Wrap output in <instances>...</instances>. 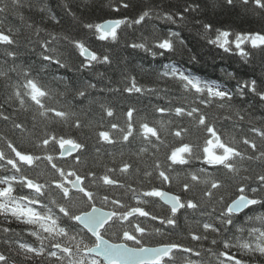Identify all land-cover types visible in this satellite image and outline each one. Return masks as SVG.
Wrapping results in <instances>:
<instances>
[{
    "label": "trees",
    "instance_id": "obj_1",
    "mask_svg": "<svg viewBox=\"0 0 264 264\" xmlns=\"http://www.w3.org/2000/svg\"><path fill=\"white\" fill-rule=\"evenodd\" d=\"M108 20L123 23L103 36ZM170 32L184 44L155 47ZM217 32L226 50L209 43ZM262 97L264 0H0V183L58 221L0 217V264H103L82 254L94 240L74 221L93 206L116 213L111 242L124 213L144 211L140 244L176 248L158 264H264ZM67 141L79 151L60 159ZM76 177L82 192L57 189ZM241 195L252 204L230 214Z\"/></svg>",
    "mask_w": 264,
    "mask_h": 264
},
{
    "label": "water",
    "instance_id": "obj_2",
    "mask_svg": "<svg viewBox=\"0 0 264 264\" xmlns=\"http://www.w3.org/2000/svg\"><path fill=\"white\" fill-rule=\"evenodd\" d=\"M120 23V21L113 20L104 21L99 25L98 30L101 34L111 35ZM82 55L87 61L93 59L92 53L86 48H83ZM107 142H109V140H107ZM217 143V137H213L211 139V144L216 145ZM78 150V145L66 142L60 147L59 157L67 158L73 156ZM108 184L112 183L108 182ZM69 185L73 191H82L79 179L70 182ZM59 188L65 192L61 186H59ZM156 195L164 205L171 209L172 213H177L181 209L182 205L176 195L166 191H160ZM250 204L251 200L247 197L239 196L229 204L228 211L237 215L244 212ZM136 213V211H132L127 214V216ZM114 216L115 213L113 211L104 210L99 207H92L87 212L81 213L75 217V222L87 231L96 241L95 246L84 251L85 255L98 258L103 264H156L161 258L167 256L174 249L172 246L164 245L132 248L124 243L113 244L109 242L100 235V232L111 222Z\"/></svg>",
    "mask_w": 264,
    "mask_h": 264
},
{
    "label": "flooded vegetation",
    "instance_id": "obj_3",
    "mask_svg": "<svg viewBox=\"0 0 264 264\" xmlns=\"http://www.w3.org/2000/svg\"><path fill=\"white\" fill-rule=\"evenodd\" d=\"M35 189V187H34ZM3 198H0V200H2ZM20 201L25 204L27 206V208H30L28 205H33L34 206V210L31 211V214H22V218L26 221H39L40 223H42L43 221L46 220V218H43V217H39V216H35V215H32V214H35V211H37L38 209V206L35 204V202H30L28 200H22L20 199ZM166 206V205H164ZM24 207V206H23ZM23 207H21L20 205H18V208L19 209H22ZM167 207V206H166ZM169 209V207H167ZM13 212H15V209H12L10 208ZM130 211L124 213L123 215V219H122V225H121V232H120V238H119V241H115L113 243H125L127 244L128 246L130 247H135V248H140L142 247L143 245H141V241H142V238L144 237L145 235V230L142 226H139L137 223H136V219L138 218H144L145 215H144V211L141 213V214H137V215H131V216H127V214H129ZM10 219H14L16 220L17 217H15L14 215H10L9 216ZM148 219V218H147ZM145 219H143L142 221L144 222ZM129 221H132L133 224H134V227H135V232L134 233H130L127 229V222ZM49 227L47 226L45 229H52L54 228L55 226L58 225V221L57 220H53L51 217L49 219ZM145 223L147 224H151L152 222L149 221V220H146ZM31 223H28L27 225H30ZM44 229V228H43ZM92 238V237H91ZM127 241H129L131 244H128ZM96 244V242L94 241L93 245L94 246ZM136 244H139L141 245L140 247L138 246H134ZM176 249V248H175ZM174 249V250H175ZM56 251L53 250V253H55ZM61 252H65V253H68L69 251H65V250H59L57 253H61Z\"/></svg>",
    "mask_w": 264,
    "mask_h": 264
},
{
    "label": "snow or ice",
    "instance_id": "obj_4",
    "mask_svg": "<svg viewBox=\"0 0 264 264\" xmlns=\"http://www.w3.org/2000/svg\"><path fill=\"white\" fill-rule=\"evenodd\" d=\"M209 29H211V25L207 26ZM179 34L175 33V32H170L168 37L159 41L155 47L164 50V51H172L175 48V45L177 43L180 44H184L183 40H178ZM227 34L223 33V32H217L215 39L214 40H210L209 43L213 44V45H218L220 48H222L223 50H226L228 48V44L230 43V41L226 38ZM236 47L239 48V42H236ZM163 52V51H162ZM242 54V53H241ZM195 60V57L193 58ZM234 76V74H231ZM254 81H253V86H254ZM243 86H247V82L244 83ZM254 90V87H253ZM264 98V97H262Z\"/></svg>",
    "mask_w": 264,
    "mask_h": 264
},
{
    "label": "rangeland",
    "instance_id": "obj_5",
    "mask_svg": "<svg viewBox=\"0 0 264 264\" xmlns=\"http://www.w3.org/2000/svg\"><path fill=\"white\" fill-rule=\"evenodd\" d=\"M244 40H246V38H243ZM250 40V42L252 43V44H259V43H261V41H262V39H260V38H250L249 39ZM180 154H181V152H178L177 154H175L174 155V159H178V157L180 156ZM24 213H28V214H31V212H29V210L28 209H24Z\"/></svg>",
    "mask_w": 264,
    "mask_h": 264
},
{
    "label": "bare ground",
    "instance_id": "obj_6",
    "mask_svg": "<svg viewBox=\"0 0 264 264\" xmlns=\"http://www.w3.org/2000/svg\"><path fill=\"white\" fill-rule=\"evenodd\" d=\"M113 21H120L121 23H120V25L117 27V29L122 25V21L121 20H113ZM263 29V28H262ZM20 65V64H19ZM96 101V100H95ZM67 102V101H66ZM160 120V119H159ZM143 140V139H142ZM238 146V145H237ZM85 151V150H84ZM174 161L175 162H180L181 161V159L180 158H178V159H174ZM78 162V161H77ZM86 171V170H85ZM244 184V183H243ZM113 192V191H112ZM124 196V195H123ZM230 204V203H229ZM152 209V208H151ZM176 220V219H175ZM250 223V222H249ZM152 224V223H151ZM148 227V226H147ZM160 229V228H159ZM193 229V228H192ZM76 247V246H75Z\"/></svg>",
    "mask_w": 264,
    "mask_h": 264
}]
</instances>
